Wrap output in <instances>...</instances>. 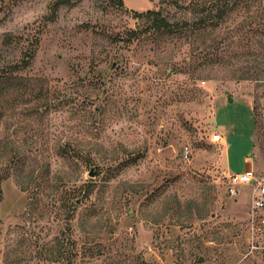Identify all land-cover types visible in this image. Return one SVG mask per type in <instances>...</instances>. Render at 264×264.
Returning a JSON list of instances; mask_svg holds the SVG:
<instances>
[{"label": "rangeland", "instance_id": "1", "mask_svg": "<svg viewBox=\"0 0 264 264\" xmlns=\"http://www.w3.org/2000/svg\"><path fill=\"white\" fill-rule=\"evenodd\" d=\"M55 4L0 0V264H264V0Z\"/></svg>", "mask_w": 264, "mask_h": 264}, {"label": "built area", "instance_id": "2", "mask_svg": "<svg viewBox=\"0 0 264 264\" xmlns=\"http://www.w3.org/2000/svg\"><path fill=\"white\" fill-rule=\"evenodd\" d=\"M222 136L216 134L212 136V141L221 142ZM190 153L188 148L185 151V158L189 159ZM227 184V193L236 197L244 187H250L252 193V207L249 218L252 228L264 235V174H257L253 168L243 170L240 173L227 174L225 176Z\"/></svg>", "mask_w": 264, "mask_h": 264}, {"label": "trees", "instance_id": "3", "mask_svg": "<svg viewBox=\"0 0 264 264\" xmlns=\"http://www.w3.org/2000/svg\"><path fill=\"white\" fill-rule=\"evenodd\" d=\"M67 2L68 0H56L55 9L59 8L62 5H66ZM136 16L150 21V25H148L149 30H163L167 32H174L176 30H180L181 28H183V26H185V24L178 22L171 23L161 14L160 11L148 10L144 13H136ZM3 180L4 177L0 175V201L2 196L1 184Z\"/></svg>", "mask_w": 264, "mask_h": 264}, {"label": "water", "instance_id": "4", "mask_svg": "<svg viewBox=\"0 0 264 264\" xmlns=\"http://www.w3.org/2000/svg\"><path fill=\"white\" fill-rule=\"evenodd\" d=\"M228 101H229L230 103H232V102H233V99H232V98H228ZM91 175L93 176L94 174L91 172Z\"/></svg>", "mask_w": 264, "mask_h": 264}]
</instances>
